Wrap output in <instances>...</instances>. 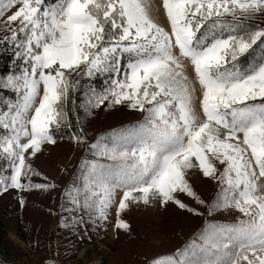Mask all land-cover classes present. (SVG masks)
<instances>
[{
    "label": "snow or ice",
    "instance_id": "snow-or-ice-1",
    "mask_svg": "<svg viewBox=\"0 0 264 264\" xmlns=\"http://www.w3.org/2000/svg\"><path fill=\"white\" fill-rule=\"evenodd\" d=\"M162 8L167 27L154 0H0V51L23 61L0 77L14 93L0 98V193L55 190L33 161L67 135L85 156L61 194L58 227L82 238L114 215L128 231L123 214L141 205L235 211L149 264H264V24L254 22L264 0ZM102 106L142 119L90 139L86 122ZM199 174L215 182L207 201Z\"/></svg>",
    "mask_w": 264,
    "mask_h": 264
},
{
    "label": "rangeland",
    "instance_id": "rangeland-1",
    "mask_svg": "<svg viewBox=\"0 0 264 264\" xmlns=\"http://www.w3.org/2000/svg\"><path fill=\"white\" fill-rule=\"evenodd\" d=\"M154 3L160 23L167 27L162 0H154ZM254 22L264 24V16ZM140 119L142 114L138 111L119 106L105 111L102 106L86 122V131L91 139L104 133L103 130ZM84 156V146L72 141L46 146L34 159L33 166L58 187L49 192L21 193L8 189L0 193V264H45L49 258H58L59 264H149L151 258L181 247L202 228L206 219L234 220L240 215L233 211L215 217L197 216L173 204L166 208L132 206L123 214L130 230L116 229L113 215L105 227L86 234L82 231V238L77 237L58 227V213L61 194L76 178L74 174ZM88 158L94 157L89 155ZM34 180L41 182L40 177ZM194 184L206 201L215 190V182L202 174ZM21 196L25 198L23 207L19 203ZM184 199L191 206L199 207L191 198ZM200 211L205 209L200 208Z\"/></svg>",
    "mask_w": 264,
    "mask_h": 264
},
{
    "label": "trees",
    "instance_id": "trees-1",
    "mask_svg": "<svg viewBox=\"0 0 264 264\" xmlns=\"http://www.w3.org/2000/svg\"><path fill=\"white\" fill-rule=\"evenodd\" d=\"M0 35H3V33H0ZM23 65V61L22 60H18L15 57L14 52H12L11 50L8 52H3L0 51V77H6L9 74H13L16 71H19V68ZM97 84L102 83V81L97 80L96 81ZM83 93L81 92V95ZM0 98H13L14 99V93L10 90H3L0 89ZM0 102H2V99H0ZM98 111L95 110V112ZM108 130H103V132H106ZM71 140H69L67 138V135L65 136L64 139H58V142H70ZM4 162L0 161V165H2Z\"/></svg>",
    "mask_w": 264,
    "mask_h": 264
}]
</instances>
